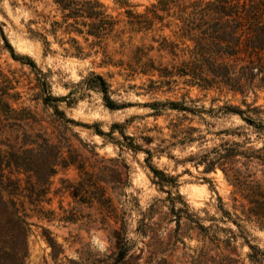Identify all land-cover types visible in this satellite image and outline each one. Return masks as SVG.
I'll use <instances>...</instances> for the list:
<instances>
[{"label":"rangeland","instance_id":"1","mask_svg":"<svg viewBox=\"0 0 264 264\" xmlns=\"http://www.w3.org/2000/svg\"><path fill=\"white\" fill-rule=\"evenodd\" d=\"M100 1L117 23L113 33L97 46L61 28L55 33L50 31L51 23L61 20L53 0H0L1 80L7 82L10 94L19 95L18 99H8L11 107L28 110L36 119H29V125L22 130L13 119L0 120V149H7L8 143L22 145L25 131L36 140L23 145L34 148L35 167L48 171L58 149L42 146V137L58 144L61 157L70 151L76 160L67 168H58L51 177L46 200L38 207L25 199L30 224L23 264H264V229L254 223H242L239 229L222 218L221 204L233 212L232 187L219 168L204 172L203 165L196 164L199 155L221 143L248 138V145L260 147L264 146V137L233 113L191 114L164 105L161 114L155 115L151 106L156 101H176L206 111L224 104L245 109L242 96L191 86L177 76L142 73L141 65L148 58L155 65L170 66L186 57L180 49L191 42L182 43L178 38L179 21L161 10L158 14L162 20L152 19L148 8L157 0ZM192 1L177 0L170 12ZM126 9L145 14L135 19L143 28H131ZM69 37L76 38L85 55L75 54ZM6 43L14 55L34 61L46 78L50 94L65 97L55 104L75 123L58 120L53 107L43 104L37 73L25 60L14 59ZM172 48L178 56L170 53ZM92 72L103 76L117 108L105 105L103 93L89 81ZM255 94L256 97L250 92L245 100L260 108V117L264 118V88L256 89ZM181 118L184 126L200 130L203 139L181 144L172 138L169 125ZM148 137H152L151 142ZM129 142L140 149L119 145ZM147 149L152 152L149 160ZM81 162L92 173H112L111 169L116 168L128 173L126 184L100 182L119 213L125 211L126 253L120 261L122 241L111 234L118 224L105 216L97 203L75 200L66 187L68 183L61 182L65 179L76 183L81 173L77 163ZM150 166L177 178L182 198H175L176 189L170 188L175 210L185 208V202L186 211L199 217L206 231L191 223L185 214L177 223L171 211L169 187L160 188L151 181ZM7 171L5 168L3 172ZM113 185L117 186L115 190ZM6 200L0 183V264H17L22 248Z\"/></svg>","mask_w":264,"mask_h":264},{"label":"trees","instance_id":"2","mask_svg":"<svg viewBox=\"0 0 264 264\" xmlns=\"http://www.w3.org/2000/svg\"><path fill=\"white\" fill-rule=\"evenodd\" d=\"M53 2L61 13V20L51 23L50 31L52 33L61 28L67 34L74 33L82 36L85 41H89V45L100 46L115 29L116 20L107 12L105 5L100 0H53ZM176 2L177 0H157L148 8V11L152 13V19L162 20V16L158 14V11L161 10L179 21L176 31L178 38L182 43L191 42V45L180 49L186 57L170 66L155 65L154 60L148 58L147 62L141 65L142 73H156L165 78L177 76L191 86L202 89L215 88L240 94L243 98L241 104L246 108L224 104L217 110L211 108L206 111L181 102L156 101L151 103L155 115L161 114V106L164 105L191 114L215 111L233 113L238 115L258 136L264 137V118L260 117L262 110L245 100L250 92H253L256 97L255 90L264 88V0H208L205 2L194 0L186 5L179 4L176 12H170ZM189 8L190 10H188ZM125 13L132 29L143 28L140 25L141 21L135 19L143 18L145 14L133 13L130 9H126ZM69 40L76 55L86 54L75 37H69ZM6 44L14 59L25 60V63L37 73V86L40 88L43 104L53 107V113L58 120L64 123H75L72 119L67 118L55 104V102L64 100L65 97L50 94L46 78L34 61L29 57L14 55L11 46ZM170 53L173 56H178L174 48L170 50ZM1 78L0 72V120L13 119L17 122L18 130H22L25 125H29V119L34 121L36 119L28 110L11 107L8 99H18L19 95L18 93L10 94V87ZM89 81L95 83L103 93V99L108 108H117L108 95V85L102 75L92 72ZM182 121L183 118L170 123L172 138L181 144L203 139L200 130L193 126H184ZM24 137L25 141L22 145L8 143L7 149H0V183L2 190L7 194L6 202L17 226V234L22 248V254L17 264H23L27 256L29 230L27 225L30 223L27 222L29 214L26 212L25 199L30 205L38 207L42 201L46 200L51 177L57 174L58 168H67L76 163L72 152L69 151L67 156L61 157L58 144L50 142L47 137H42V146L50 149L58 148L50 168L48 171H43V169L34 166V148L23 147V145L36 143V140L30 139L31 137L25 131ZM147 140L151 142L152 137H148ZM249 143L248 138L221 143L199 155L196 164L203 165L204 172L219 168L227 183L232 187L233 212L224 209L221 204L222 218L230 220L239 229L242 228V223H254L260 229H264V146L254 147L248 145ZM119 145L132 150L140 149L139 145H134L132 142L126 145L119 143ZM145 152L148 155L146 160H149L152 152L149 149ZM115 160L117 161V159ZM122 167L127 169L125 163H122ZM5 168L8 170L6 173L3 172ZM77 168L81 173L76 183L67 182L65 179L61 182L68 183L66 187L75 200L81 203H97L99 209L105 211V216L112 218L114 223L118 224L117 228L112 229L111 234L117 241H122L119 243L121 245H119L118 260L120 261L126 253L124 247L125 211L122 209L119 213L117 207L112 203V198L106 195V187L100 182L126 184L128 173H122L121 168L111 169L112 173H92L85 169L83 162L77 163ZM150 169L153 174L151 181L154 184L160 188L169 187L167 193L172 204L171 211L174 213L177 223L185 214L191 223H195L201 230L206 231L207 228L199 224V217L186 211L187 204L185 202H182L185 208L179 207L175 210L174 199L182 198L177 189V178L152 166ZM258 171L260 173H257ZM19 174H22L23 177H19ZM33 175L36 176V180H33ZM116 187V185L112 186L114 190ZM170 188L176 189L175 198L171 197ZM226 245H229V240ZM249 247L255 249L252 245Z\"/></svg>","mask_w":264,"mask_h":264}]
</instances>
